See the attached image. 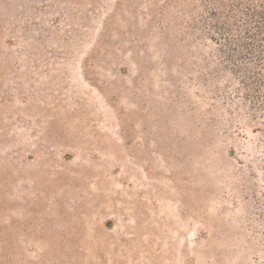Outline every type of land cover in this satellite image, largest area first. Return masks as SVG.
<instances>
[{"label": "rangeland", "instance_id": "374dc122", "mask_svg": "<svg viewBox=\"0 0 264 264\" xmlns=\"http://www.w3.org/2000/svg\"><path fill=\"white\" fill-rule=\"evenodd\" d=\"M182 1L0 0V264H264V61Z\"/></svg>", "mask_w": 264, "mask_h": 264}, {"label": "trees", "instance_id": "16d2710c", "mask_svg": "<svg viewBox=\"0 0 264 264\" xmlns=\"http://www.w3.org/2000/svg\"><path fill=\"white\" fill-rule=\"evenodd\" d=\"M194 2L199 4L188 7V3L182 1L179 5L180 9L190 16H196L201 10H204V14L212 16L211 30L231 49L230 59L234 60L238 56L249 57L247 54L254 55L255 61H259V64L254 63L252 66L258 68L260 62L264 61V0H195ZM243 20L247 23H243ZM251 23H256L253 30L249 28ZM243 35L246 37L244 38ZM213 39L216 38L211 37V40ZM250 88L248 86V90ZM254 117V114H249L245 121L251 125Z\"/></svg>", "mask_w": 264, "mask_h": 264}]
</instances>
